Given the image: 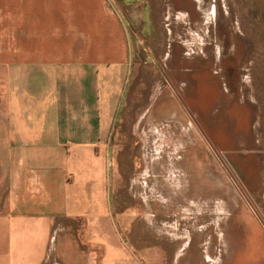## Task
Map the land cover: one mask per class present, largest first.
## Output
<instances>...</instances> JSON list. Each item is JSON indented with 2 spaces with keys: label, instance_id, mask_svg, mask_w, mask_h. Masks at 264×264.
Instances as JSON below:
<instances>
[{
  "label": "crops",
  "instance_id": "crops-1",
  "mask_svg": "<svg viewBox=\"0 0 264 264\" xmlns=\"http://www.w3.org/2000/svg\"><path fill=\"white\" fill-rule=\"evenodd\" d=\"M130 59L110 0H0V264L166 261L139 216L111 209L110 147L132 104ZM205 71L198 114L247 198L234 216L243 247L229 245L224 260H205L201 248L197 264H264V69L236 91L224 80L232 70ZM146 107L138 120H156Z\"/></svg>",
  "mask_w": 264,
  "mask_h": 264
},
{
  "label": "rangeland",
  "instance_id": "rangeland-1",
  "mask_svg": "<svg viewBox=\"0 0 264 264\" xmlns=\"http://www.w3.org/2000/svg\"><path fill=\"white\" fill-rule=\"evenodd\" d=\"M110 2L128 34L134 91L110 147L112 212L136 214L141 230L155 232L166 247L162 264H197L201 248L205 260H224L229 245H244L234 216L247 197L193 97L209 68L232 70L224 78L232 91L249 70L264 69V0ZM144 107L156 120H138ZM184 110L190 120H180Z\"/></svg>",
  "mask_w": 264,
  "mask_h": 264
},
{
  "label": "bare ground",
  "instance_id": "bare-ground-1",
  "mask_svg": "<svg viewBox=\"0 0 264 264\" xmlns=\"http://www.w3.org/2000/svg\"><path fill=\"white\" fill-rule=\"evenodd\" d=\"M176 100V99H175Z\"/></svg>",
  "mask_w": 264,
  "mask_h": 264
}]
</instances>
